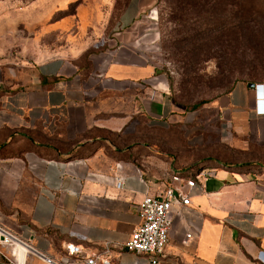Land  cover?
Wrapping results in <instances>:
<instances>
[{"label": "crops", "instance_id": "crops-1", "mask_svg": "<svg viewBox=\"0 0 264 264\" xmlns=\"http://www.w3.org/2000/svg\"><path fill=\"white\" fill-rule=\"evenodd\" d=\"M155 3L0 0V226L36 252L26 251L22 264H75L91 254L152 264L123 243L139 223L135 204L179 165L103 138L131 115H168L167 98L151 85L159 72ZM247 83L209 101L218 148L193 153L210 176L185 189L187 205L173 201L154 264H264V114L255 113ZM253 84L263 86L264 109V80ZM191 226L197 234L184 241ZM17 249L0 243V264H18Z\"/></svg>", "mask_w": 264, "mask_h": 264}, {"label": "rangeland", "instance_id": "rangeland-1", "mask_svg": "<svg viewBox=\"0 0 264 264\" xmlns=\"http://www.w3.org/2000/svg\"><path fill=\"white\" fill-rule=\"evenodd\" d=\"M123 1L115 0L114 8ZM155 7L157 11L150 12L158 27L159 72L151 85L167 98L168 115L156 119L131 115L119 131L103 139L119 149L142 146L179 167H189L199 156L193 150L214 154L218 148V123L209 101L236 81L264 80V4L260 0H156ZM235 10L239 21L248 11L247 23L231 25ZM43 120L51 127L47 115Z\"/></svg>", "mask_w": 264, "mask_h": 264}, {"label": "built area", "instance_id": "built-area-1", "mask_svg": "<svg viewBox=\"0 0 264 264\" xmlns=\"http://www.w3.org/2000/svg\"><path fill=\"white\" fill-rule=\"evenodd\" d=\"M254 91V106L257 115H263V86L255 84ZM118 168V164L115 165ZM93 174H87L86 177H94ZM209 172L203 173V170L197 171L193 175L181 171V169H173L167 174V180L161 188L151 194H146L142 200L135 204V211L139 217V223L131 230L128 237L123 243V248L136 255L145 256L152 264L157 263L158 257L163 253L168 242L171 219L170 211L174 200L179 199L181 205L188 204V194L186 188H194L200 180H205ZM115 189L122 187L123 178L120 175L114 174L111 177ZM198 228L191 226L184 233V241H188L197 234ZM0 243L17 245L24 252L32 251L36 253L27 242L18 238L9 230L0 226ZM17 247H14V249ZM69 253L77 254L80 252L78 245H69L67 247ZM45 262L49 264H64L56 263L49 258L43 257ZM108 264L106 258L99 259L96 255H84V257L75 264Z\"/></svg>", "mask_w": 264, "mask_h": 264}, {"label": "trees", "instance_id": "trees-1", "mask_svg": "<svg viewBox=\"0 0 264 264\" xmlns=\"http://www.w3.org/2000/svg\"><path fill=\"white\" fill-rule=\"evenodd\" d=\"M260 1H263V4H264V0H260ZM246 9H248V8H246ZM239 10H241V9H239ZM156 11H157V10H156ZM249 11H250V10H249ZM247 12H248V11H246V13L244 14V19H243V16H242V18L240 19L241 21H239V20H237V16H238L237 13H238V11L235 10L234 13H233V15L231 16V19H230V20L232 21L231 25H232L233 27H236L237 25H240V24H243V23H247V21L245 20V19H247V18H246ZM263 14H264V7H263ZM221 28H222V26L219 27V28H217V29H221ZM244 82H248V83L251 82V83H253L254 81H244ZM230 88H231V86L227 89V91H228ZM201 103H202V101L196 103V104L193 105V106L196 107V106L200 105ZM205 161H207V160L205 159ZM205 161H204V160H202V161H198V162L193 163V164L190 165L189 167L184 166V167H179V168L181 169V171H183V172H187L189 175H193V174H195L197 171H199L200 166H201L202 164H204Z\"/></svg>", "mask_w": 264, "mask_h": 264}, {"label": "water", "instance_id": "water-1", "mask_svg": "<svg viewBox=\"0 0 264 264\" xmlns=\"http://www.w3.org/2000/svg\"><path fill=\"white\" fill-rule=\"evenodd\" d=\"M247 86L252 88V87H254V84L249 82V83H247ZM24 253L25 252L22 248L17 249V262H18V264H22V256L24 255Z\"/></svg>", "mask_w": 264, "mask_h": 264}]
</instances>
